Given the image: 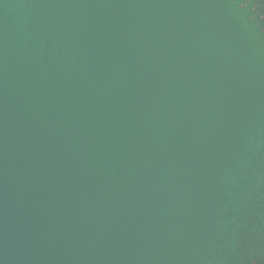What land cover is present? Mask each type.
Instances as JSON below:
<instances>
[{"label":"water","instance_id":"1","mask_svg":"<svg viewBox=\"0 0 264 264\" xmlns=\"http://www.w3.org/2000/svg\"><path fill=\"white\" fill-rule=\"evenodd\" d=\"M264 0H0V264H264Z\"/></svg>","mask_w":264,"mask_h":264},{"label":"flooded vegetation","instance_id":"2","mask_svg":"<svg viewBox=\"0 0 264 264\" xmlns=\"http://www.w3.org/2000/svg\"><path fill=\"white\" fill-rule=\"evenodd\" d=\"M261 16L264 17V3L262 4Z\"/></svg>","mask_w":264,"mask_h":264}]
</instances>
